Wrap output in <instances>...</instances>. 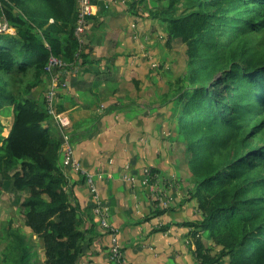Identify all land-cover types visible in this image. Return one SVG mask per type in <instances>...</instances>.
<instances>
[{
  "label": "trees",
  "instance_id": "obj_1",
  "mask_svg": "<svg viewBox=\"0 0 264 264\" xmlns=\"http://www.w3.org/2000/svg\"><path fill=\"white\" fill-rule=\"evenodd\" d=\"M150 15L165 23L166 41L186 46V84L174 93L199 212L187 223L198 264H264V0H167ZM0 17L15 32L0 33V113L12 112L8 131L0 122V199L17 195L44 264H77L85 232L59 166L61 135L31 94L51 56L63 71L87 55L74 34L76 0H0ZM0 231V264H34L22 232Z\"/></svg>",
  "mask_w": 264,
  "mask_h": 264
},
{
  "label": "crops",
  "instance_id": "obj_2",
  "mask_svg": "<svg viewBox=\"0 0 264 264\" xmlns=\"http://www.w3.org/2000/svg\"><path fill=\"white\" fill-rule=\"evenodd\" d=\"M92 1L94 13L81 47L87 55L58 71L63 86L57 108L69 118L67 134L75 156L85 170L105 172L95 183L108 205L109 222L118 231V242L129 264H198L188 245L191 234L187 226L199 218V212L190 208L195 200H173L171 194L174 208L157 215L156 202H150L145 189L137 182L131 185L122 181L124 171L134 174L146 165L159 173H165L169 166L176 169L164 161V146L152 143V139L156 140L158 124L154 121L158 117L143 120L136 114L140 91L133 87L140 70L135 54L143 36L150 37V43L155 41L157 25L154 20L141 17L148 15L142 13L146 0ZM131 76L137 79L129 83ZM49 78V74L43 75V82L32 91L35 99H43ZM0 122L8 131L11 109L7 115L0 113ZM47 123L59 135L56 124L50 119ZM141 131L146 132L147 139L152 138L150 144L140 142ZM126 165L130 168L126 169ZM59 166L67 176L66 188L72 204L78 207L80 228L85 232L77 264H115L108 255L109 237L93 217V200L84 185V175L64 168L60 157ZM159 226L166 229L158 231Z\"/></svg>",
  "mask_w": 264,
  "mask_h": 264
},
{
  "label": "rangeland",
  "instance_id": "obj_3",
  "mask_svg": "<svg viewBox=\"0 0 264 264\" xmlns=\"http://www.w3.org/2000/svg\"><path fill=\"white\" fill-rule=\"evenodd\" d=\"M166 3L167 0H146L144 5L142 6V13L147 12L148 14L147 16L140 15L142 19L145 17L149 18L148 20H154L153 22H155L157 25V30L153 35L156 39H154L155 41L153 43H150V37L146 38L145 36H143L141 38L140 45L138 47L139 49L135 54L138 55V57H136L139 60V79L134 76H131L128 82L131 83L132 79H137V83L134 84L133 87L135 90L140 91V106L136 110V114H138L137 116L141 117L143 120L150 116L158 117L156 119L157 122L156 120L154 121L155 124H158L157 126H155L156 140L154 141L151 137L147 139V137L145 136L146 132L141 131L140 142L144 145L150 144V141L152 139V143H158L159 145L164 146L166 150V152H164V154H166V160L164 161L166 162V164L175 165L176 169L174 171L172 170L174 168L172 166H169V168L164 171L165 173H159L157 171L152 170L153 176L151 180L147 181V183H142L140 177H143V175L145 178L147 177L144 174V170L147 167H150V169L153 168L151 166L146 165L142 166L139 171L134 174L124 171L122 174V181H126L131 185L137 182L138 186H141L143 189H145L150 202L153 203L157 201L155 197L160 191L165 193L164 196L167 197H170V195L172 194L173 200H181L182 198H193L195 200V204L190 205V208H192V210L195 208L196 211L197 200L195 197H192L193 182L191 180L190 170L185 159V145H183L182 137L177 131V115L180 109V104L177 103L174 93L177 87L186 84L185 79L187 77L188 72L185 55L186 46L176 39L166 41L167 36L165 31V25H161L159 19H155L150 15L153 9L155 10L158 6ZM144 80L145 82H147L146 84L144 83ZM4 121L7 122L5 118ZM51 129L52 126H50V130ZM168 150L171 155L168 154ZM125 168L129 169L130 167L126 165ZM104 173L105 172H101V175L103 176ZM177 173H181L180 176H178L179 174ZM126 176H129V179L126 178ZM132 177L139 179L133 182ZM84 185L87 188L86 183H84ZM97 190L100 197L102 198L98 186ZM23 195L24 193H21L19 196L22 197ZM15 196L17 195L11 193H3L1 195L0 228L3 229L4 227L11 225L18 231L22 232L27 237L29 246H31L37 254L36 258L34 259V264H44L42 243L40 239L33 235L30 229L24 225L23 211L18 205L14 204ZM103 201L105 202L104 198ZM170 203L172 202L170 201ZM168 208L172 209L174 207L172 206V204H170ZM206 234L207 233L201 235V241L206 247L207 253L210 256L216 257L220 252V247L216 245L214 241L210 239L209 236H206ZM188 245H190L189 247L191 248V250H193L192 253L194 255L193 258H195V262L198 263V259L194 253V239L191 238L190 244ZM2 246L3 242L0 234V250L2 249ZM126 264H129L127 260ZM221 264L227 263L221 262Z\"/></svg>",
  "mask_w": 264,
  "mask_h": 264
},
{
  "label": "built area",
  "instance_id": "obj_4",
  "mask_svg": "<svg viewBox=\"0 0 264 264\" xmlns=\"http://www.w3.org/2000/svg\"><path fill=\"white\" fill-rule=\"evenodd\" d=\"M94 13V4L92 0H76V18L74 24V34L82 47L84 43V36L89 28L90 18ZM52 21V19H51ZM10 32L15 33L14 28L7 22L5 18L0 17V33ZM67 63L57 56H51L47 64V74L50 75L49 85L44 92V106L49 115V119L52 120L59 129L61 135L60 145V159L61 165L64 168H70L76 172H82L85 175V183L87 189L92 197L93 206L92 214L95 217L98 225L105 230V233L109 236L108 255L111 262L115 264H126V256L118 243L117 229L109 222V209L103 198L100 197L97 185L95 183L96 178H101L100 170L96 172H88L82 166L81 161L75 156L74 146L70 143L67 134V128L70 126L69 118L60 112L57 108V99L60 86H63L61 79L59 78L58 68L66 66ZM146 178L141 176L142 183L150 181L153 174L150 167L144 170ZM129 179V176H126ZM139 179V178H138ZM137 178L132 177V181L135 182ZM162 191L157 193L155 197L157 199V208H167L170 204V197L164 196ZM188 242V241H187Z\"/></svg>",
  "mask_w": 264,
  "mask_h": 264
}]
</instances>
